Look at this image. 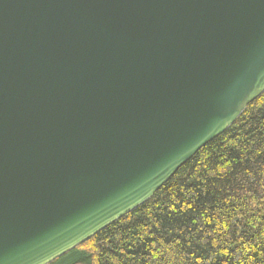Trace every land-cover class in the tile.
Returning <instances> with one entry per match:
<instances>
[{
  "label": "water",
  "instance_id": "water-1",
  "mask_svg": "<svg viewBox=\"0 0 264 264\" xmlns=\"http://www.w3.org/2000/svg\"><path fill=\"white\" fill-rule=\"evenodd\" d=\"M263 92L264 0H0V264L131 213Z\"/></svg>",
  "mask_w": 264,
  "mask_h": 264
},
{
  "label": "trees",
  "instance_id": "trees-1",
  "mask_svg": "<svg viewBox=\"0 0 264 264\" xmlns=\"http://www.w3.org/2000/svg\"><path fill=\"white\" fill-rule=\"evenodd\" d=\"M49 264H264V92L150 200Z\"/></svg>",
  "mask_w": 264,
  "mask_h": 264
}]
</instances>
